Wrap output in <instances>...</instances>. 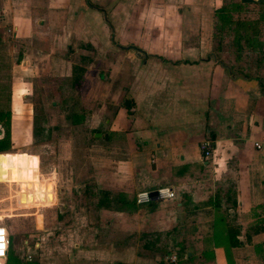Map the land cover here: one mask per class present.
Returning <instances> with one entry per match:
<instances>
[{
	"label": "crops",
	"instance_id": "1",
	"mask_svg": "<svg viewBox=\"0 0 264 264\" xmlns=\"http://www.w3.org/2000/svg\"><path fill=\"white\" fill-rule=\"evenodd\" d=\"M106 1L90 0L98 7ZM153 1L159 7H189V17L201 24L199 34L173 41L170 33H155L148 40L144 37L148 33H140L138 40L129 33V41L139 47L127 48L137 53L117 45L113 53L117 55L116 79L124 86V98L106 123H110L113 142H125V146L115 145L123 156L105 164L94 177V188L84 182L86 199L106 200L93 210L82 208L86 223L81 224L79 236L74 237L72 228L68 234L66 228L53 251L50 243H38V264H171L168 256L160 254L162 247L152 248L170 244L168 232H161L186 229L194 237L185 235L176 241L172 237L171 241L202 249L185 251L184 258L174 264H264V146L255 145L264 141V79L233 75L212 51L211 29L201 15L209 11L214 16L223 0ZM134 4L114 0L111 22L105 8L90 7L86 0H0V57L9 45V54L16 60L13 66L29 70L26 76L12 79L23 83L36 79L41 70L47 74L40 60L49 66L56 47L64 51L79 40L100 53L103 41L122 38L116 33L117 10L130 16L129 5ZM34 11L43 16L35 17ZM57 17L60 32L53 26ZM44 21H48L47 33L37 27ZM101 32L106 38L99 37ZM65 61L71 74L73 65L70 59ZM101 135L109 140L105 133ZM207 138L212 149L208 158L200 148ZM160 186L170 187L175 198L136 203L139 191ZM169 201L181 211L180 222H173V216L159 206ZM105 213L123 218L122 227L119 221L112 227L120 235L106 236L104 230L109 227L99 221ZM149 225L155 232L148 231ZM44 245L49 252L46 259Z\"/></svg>",
	"mask_w": 264,
	"mask_h": 264
},
{
	"label": "rangeland",
	"instance_id": "2",
	"mask_svg": "<svg viewBox=\"0 0 264 264\" xmlns=\"http://www.w3.org/2000/svg\"><path fill=\"white\" fill-rule=\"evenodd\" d=\"M133 4L135 6L129 5L132 10L130 16L117 10L116 33L122 38H115V42L103 41L100 53L79 40L69 45L72 48L69 51L66 47L64 51L56 47L49 66L47 61L40 60V66L47 69L44 71L47 74H42L41 70L38 78L27 79L24 83L20 78L12 77L26 76L29 70L13 66L15 58L12 59L9 45H6L0 57V110L11 113V147L0 152V224L9 232L10 246L2 264H38L37 257L41 252L38 243H50L53 251L57 241L64 237L66 228L68 234L72 228L74 237H78L81 224L86 223L82 208L93 210L95 205H102L104 202H101L106 200L102 197L86 199L83 184L87 181L94 188V177L105 164L123 156L115 145L125 146V142H113L110 123H106L114 116L116 107L123 104L124 98V86L117 80V55L113 54L118 51L117 45L137 53L134 48H127L130 45L139 47L129 41V33H134L136 40L143 33H148L144 34L147 40L155 33H170L173 37L169 39L173 41L179 37L183 41L189 33L194 38L199 34L201 24L196 18L189 17V7L170 4L159 7L153 0H133ZM240 4V0H223L218 7L224 6L222 14L210 16L207 11L201 17L204 24L210 26L212 51L219 61L228 64L234 73L257 75L264 79V4ZM101 6L113 22L114 0H107ZM33 15L43 16V12L34 11ZM59 19L57 17V23L53 22L58 32L62 30ZM37 27L47 33L48 21L37 23ZM102 36L105 37V33L101 32L99 37ZM153 40L157 41V38L153 37ZM7 44L11 43L7 41ZM185 44L189 43L186 41ZM86 52L88 54L83 55ZM65 57L73 65L71 74V66ZM99 132L105 133L109 140L102 135L96 137L95 133ZM2 133L4 128L0 124V138ZM161 204V209H165L171 218L173 216V222H180L181 211L173 201ZM261 208L264 215L263 206ZM102 215L99 221L109 227L104 230L106 236L120 235V231L112 227L118 221L122 227L123 218L118 219V214ZM261 219L264 220V216ZM147 229L155 232L150 225ZM161 233H167L170 244L152 249L162 247L160 254L163 257L173 254L183 259L185 251L199 253L202 249L198 245H176L171 241L172 237L175 241L185 235L194 237L191 229ZM45 246L42 254L46 259L49 252Z\"/></svg>",
	"mask_w": 264,
	"mask_h": 264
},
{
	"label": "built area",
	"instance_id": "3",
	"mask_svg": "<svg viewBox=\"0 0 264 264\" xmlns=\"http://www.w3.org/2000/svg\"><path fill=\"white\" fill-rule=\"evenodd\" d=\"M210 143L211 140L207 138L206 140L201 142V146H200L204 157L207 158L212 156V149ZM255 145L258 149H261L264 146V141L257 142L255 143ZM153 191L156 192L155 201H168L175 198L174 191L167 186H160ZM150 193L151 191H139L136 195V199H135L136 203L144 204L153 201ZM9 246H10L9 232L5 226L0 224V264H2L1 261L7 258ZM166 259L168 262H175L177 257L175 255H171L168 256Z\"/></svg>",
	"mask_w": 264,
	"mask_h": 264
},
{
	"label": "trees",
	"instance_id": "4",
	"mask_svg": "<svg viewBox=\"0 0 264 264\" xmlns=\"http://www.w3.org/2000/svg\"><path fill=\"white\" fill-rule=\"evenodd\" d=\"M86 2H87V4H88V6H90V7H94V8H99L98 7V5H96V4H93V3H91L90 2V0H86ZM241 2V1H240ZM241 4H243L242 2H241ZM240 4V5H241ZM260 4H264V1L262 2V3H260ZM224 8V6L223 7H220V8H218V9H216L215 10V15H217L218 13L219 14H222V13H220L221 12V10ZM107 19V18H106ZM108 24H109V27L111 28V24H110V22H109V20H107L106 21ZM72 48L71 47H68V51L69 50H71ZM218 61H219V59H218ZM226 69H228L230 72H232V70H231V68H230V66L228 65V64H226V63H224V62H222V61H219ZM232 74L233 75H236L235 73H233L232 72ZM247 75V74H246ZM244 77H246L245 75H244ZM262 86H263V84H262ZM10 115H11V113H10V111L9 110H7V111H1L0 110V124L3 126V128H4V134H3V136L0 138V152H2V151H6V150H8L10 147H11V142H10ZM203 154V153H202ZM235 243V242H234ZM236 244H237V242H236Z\"/></svg>",
	"mask_w": 264,
	"mask_h": 264
},
{
	"label": "water",
	"instance_id": "5",
	"mask_svg": "<svg viewBox=\"0 0 264 264\" xmlns=\"http://www.w3.org/2000/svg\"><path fill=\"white\" fill-rule=\"evenodd\" d=\"M240 1L242 3H255V2L262 3L264 0H240ZM128 104H129V101H126L125 105H128ZM95 136L99 137V136H101V133H95ZM150 194H151L152 200H155L156 199V192L151 191Z\"/></svg>",
	"mask_w": 264,
	"mask_h": 264
}]
</instances>
